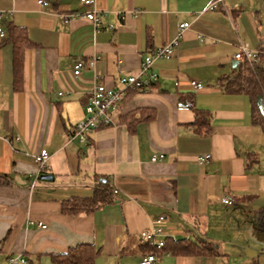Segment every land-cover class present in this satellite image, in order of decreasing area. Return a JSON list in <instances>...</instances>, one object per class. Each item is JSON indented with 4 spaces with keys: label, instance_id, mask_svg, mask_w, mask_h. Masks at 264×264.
Listing matches in <instances>:
<instances>
[{
    "label": "crops",
    "instance_id": "0c3cea01",
    "mask_svg": "<svg viewBox=\"0 0 264 264\" xmlns=\"http://www.w3.org/2000/svg\"><path fill=\"white\" fill-rule=\"evenodd\" d=\"M46 1L42 8L37 0H0V174L10 178L0 184V264L18 254L30 264H52L51 254L80 244L97 249L95 264H139L147 250L139 233L161 215L170 241L196 249L166 252L159 264H264V234L256 228L264 207V136L252 123L248 97L219 86L241 63L232 65L240 43L264 56V0H223L201 14L214 0H94L91 7ZM87 11L97 14L99 29L85 19ZM66 15L74 17L64 22ZM183 23L189 26L180 32ZM8 25L30 42L20 90ZM174 40L172 56L153 62L158 77L148 91H126L110 126L90 132L86 142L69 141L94 77L114 88ZM77 61L83 67L74 76ZM187 98L192 109L178 110ZM197 110L208 115L200 129L193 125ZM139 113L152 117L129 130L124 116ZM42 149L49 155L43 175L51 181L35 179L33 156ZM204 154L210 160L198 165ZM153 155L163 158L152 162ZM99 178L115 192L113 203L90 214L62 212L70 199L90 197ZM226 196L231 205L222 203Z\"/></svg>",
    "mask_w": 264,
    "mask_h": 264
},
{
    "label": "built area",
    "instance_id": "2783aa9c",
    "mask_svg": "<svg viewBox=\"0 0 264 264\" xmlns=\"http://www.w3.org/2000/svg\"><path fill=\"white\" fill-rule=\"evenodd\" d=\"M223 0H214L210 3L201 13L206 11H213L218 7V4ZM40 7H46L49 2L46 0H37ZM81 4L84 7H91L94 5V0H81ZM3 13L0 12V39L5 37L4 30L2 28ZM73 15H66L64 22H68ZM85 19L92 23L97 30L100 27V19L94 11H87L84 14ZM188 23L180 25L179 30L182 32L187 29ZM179 37V35H178ZM176 43L174 40L172 43L166 44L160 48L153 50L150 55H146L140 64L139 71L136 75H122L117 79V85L114 88H107L103 84L97 82V78L94 77L95 82L89 92L87 102L84 105V117L73 127L69 141L78 140L80 142H86L87 135L100 128L110 126L112 124V115L117 110L119 104L123 100L126 91H148L152 83L157 80V73L152 70V64L158 59H169L172 56V46ZM255 51L252 50L248 43H240L237 52L233 55V60L238 62L256 63ZM93 62L89 65L92 66ZM83 67L81 61H77L74 65L73 75L78 76ZM188 85L193 90L202 89V84L196 81H189ZM62 92L58 93L62 96ZM193 107V104L189 101H178L176 108L181 111H189ZM163 158V155H153L152 162L158 161ZM49 155L45 149L39 151V153L33 156L34 163L37 165V173L35 179L38 180L48 169ZM210 160L209 154L200 155L197 157L198 165H202ZM34 185V184H33ZM33 187V186H32ZM115 193V192H114ZM225 205H231L232 200L229 197L221 199ZM165 217L159 216L152 223V227L147 230H143L139 233V241L146 246L161 250L164 247L165 241L168 239L174 240L173 237L168 236L164 231ZM39 228L45 229L46 225L38 223ZM160 258L155 254H144L139 260V264H159ZM5 264H30L28 258L22 254L7 257Z\"/></svg>",
    "mask_w": 264,
    "mask_h": 264
},
{
    "label": "trees",
    "instance_id": "16d2710c",
    "mask_svg": "<svg viewBox=\"0 0 264 264\" xmlns=\"http://www.w3.org/2000/svg\"><path fill=\"white\" fill-rule=\"evenodd\" d=\"M8 36L13 43V73L14 87L16 90L21 89L22 83V64L23 52L30 45L29 39L23 29L8 25ZM257 62L249 63L247 61L238 63L231 75L222 77L219 86L226 94L246 95L250 102L252 123L258 126L264 136V56L262 54L255 55ZM137 90H130L126 97L136 93ZM124 97V98H126ZM124 100V99H123ZM193 104L191 98L185 99ZM144 112V111H141ZM142 113L130 114L124 116V122L131 130L136 123L143 120H148L150 115L142 118ZM208 115L202 110L195 111V121L193 125L207 126ZM0 184H10V178L7 175L0 174ZM115 194L113 193L108 180L99 178L93 187V193L87 198H73L62 204V212L68 215L90 214L96 210L113 203ZM256 228L261 234H264V207L260 208L256 215ZM184 239L174 243L169 239L165 241L164 247L161 250L146 247L145 254H155L159 258L166 252L178 254L194 253L196 247L194 244L184 243ZM174 251H171V245H176ZM98 254L97 249L89 244H80L69 248L64 253L51 254L50 260L52 264H95V258Z\"/></svg>",
    "mask_w": 264,
    "mask_h": 264
},
{
    "label": "rangeland",
    "instance_id": "374dc122",
    "mask_svg": "<svg viewBox=\"0 0 264 264\" xmlns=\"http://www.w3.org/2000/svg\"><path fill=\"white\" fill-rule=\"evenodd\" d=\"M258 155L260 160L259 169L261 170L262 173H264V149H262V152L258 153Z\"/></svg>",
    "mask_w": 264,
    "mask_h": 264
},
{
    "label": "water",
    "instance_id": "95a60500",
    "mask_svg": "<svg viewBox=\"0 0 264 264\" xmlns=\"http://www.w3.org/2000/svg\"><path fill=\"white\" fill-rule=\"evenodd\" d=\"M237 63H238L237 61H234L232 65H233V66H236ZM41 179H43V180H47V181H51V180H52V176H50V175H42V176H41Z\"/></svg>",
    "mask_w": 264,
    "mask_h": 264
}]
</instances>
